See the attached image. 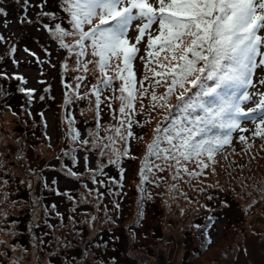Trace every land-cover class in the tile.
Here are the masks:
<instances>
[{"label":"rangeland","instance_id":"1","mask_svg":"<svg viewBox=\"0 0 264 264\" xmlns=\"http://www.w3.org/2000/svg\"><path fill=\"white\" fill-rule=\"evenodd\" d=\"M0 8L6 13L0 15V200L8 194L0 203V213H7L0 215V240L5 241L0 245V264L18 258L19 264H209L215 256L232 254L231 243L250 233L251 225L264 224V131L254 134L256 124L250 118L240 125L247 131H233L230 143L212 160L205 154L199 158L202 163L182 161L188 171L181 168L178 176L174 160L150 158L152 172L146 171L147 179L141 183L145 149L157 125L171 127L169 121L181 115L173 107L179 103L176 95L170 96L168 107L153 108L149 85L154 80H145L148 92L141 97L135 91L134 110L126 109L132 121L129 128L116 98L122 82H113L115 92L112 88L101 92L97 109L92 89L93 85L103 89L98 70L89 65L85 72L76 64L77 57L50 35L55 24L72 30L62 0H0ZM45 12L52 17L41 15ZM136 34L133 25L129 37ZM65 42L71 45L74 39L67 37ZM146 43L147 36L137 45L141 51L133 62L137 90L145 74L139 57L153 59L144 51ZM157 50L154 46L152 51ZM149 66L163 71L155 63ZM16 75L22 79L16 81ZM108 75L114 76L115 71ZM261 80L264 65L254 69V87L248 91L264 92ZM19 83L32 93H22ZM166 90L155 88L157 96ZM180 91L177 88L176 94ZM117 127L132 136L121 139L114 131ZM75 132L79 137L73 141ZM108 136L114 137V143ZM97 142L111 144L105 155L93 147ZM112 148L127 154L117 158ZM96 175L99 182L94 181ZM42 198L53 199L57 208L51 205L52 210H44ZM235 219L240 222L229 229ZM207 221L213 223L208 241L202 231Z\"/></svg>","mask_w":264,"mask_h":264},{"label":"snow or ice","instance_id":"2","mask_svg":"<svg viewBox=\"0 0 264 264\" xmlns=\"http://www.w3.org/2000/svg\"><path fill=\"white\" fill-rule=\"evenodd\" d=\"M62 5L70 16L72 30L55 24L50 35L59 41V47L77 57L76 64L85 72L90 70L89 65L95 66L93 71L98 70L103 89L99 85H93L92 89L97 109L104 89L117 91L113 88L115 80L122 82L118 89L120 95L116 98L120 101L119 112L125 119L128 116L126 109L134 110L137 98L134 92L140 91L141 97L148 92L144 88L145 80H154V84L149 85L153 108L168 107V99L176 95L179 103L173 107L181 115L169 121L171 127L157 125L154 138L145 149L141 183L147 179L146 171L152 172V157L165 162L174 160L178 176L181 168L188 171L182 161L196 159L197 163H202L199 158L205 154L212 160L214 153L230 143L233 131H247L240 127L242 120L250 118L256 124L257 132L254 134L264 131V92L248 91L254 87V69L264 65V35L261 34L264 32V0H62ZM0 15H6L2 8ZM41 15L52 17L46 12ZM94 20H98V24L93 25ZM85 25L91 27L85 31ZM133 25L137 34L130 38L129 31ZM153 25H156L155 29ZM145 36L147 43L144 51L147 57L153 59L139 57L144 61L145 74L137 90L132 65L141 51L137 45ZM67 37H72L74 43H66ZM154 46L158 47L155 52L152 51ZM160 53L165 54L161 57ZM89 55L92 59H80ZM257 57L261 58L259 63ZM153 63L163 71L149 66ZM64 67L67 68V64ZM112 70L115 75L109 76L108 72ZM148 73L152 74L151 78ZM15 79L21 80L22 77L16 76ZM77 79L82 80L83 77ZM260 83L264 84V80ZM157 86L166 87V92L157 96ZM177 88L181 90L179 94H176ZM189 91L192 95L186 97ZM69 102L66 94V103ZM247 103L254 106L246 109L244 106ZM169 115H172L171 110ZM125 119L119 121L121 126L125 124ZM127 124L131 128L132 121L127 119ZM213 128L219 129L221 134L207 135ZM114 131L121 139L132 136L131 131L123 134L121 127ZM78 137L79 133L75 132L72 140ZM239 139L243 141L245 137L240 136ZM107 140L114 143L112 136H108ZM81 143L88 145L89 141ZM164 144L167 147H162ZM93 147L100 148V155L103 156L104 149L110 148L111 144L97 142ZM111 150L117 158L127 154L119 153L115 148ZM110 162L116 163L115 160ZM156 168L163 170L161 165H156ZM3 183L7 184V181ZM7 199L8 194L4 193V200L0 203ZM15 203H12L13 207ZM0 215L6 216L7 213ZM8 234L15 235L14 232ZM2 244L5 241L0 240ZM15 247L12 246L13 251ZM12 264H19V258Z\"/></svg>","mask_w":264,"mask_h":264},{"label":"flooded vegetation","instance_id":"3","mask_svg":"<svg viewBox=\"0 0 264 264\" xmlns=\"http://www.w3.org/2000/svg\"><path fill=\"white\" fill-rule=\"evenodd\" d=\"M250 227V233L231 243L232 254L215 256L209 264H264V224Z\"/></svg>","mask_w":264,"mask_h":264},{"label":"trees","instance_id":"4","mask_svg":"<svg viewBox=\"0 0 264 264\" xmlns=\"http://www.w3.org/2000/svg\"><path fill=\"white\" fill-rule=\"evenodd\" d=\"M41 4V3H40ZM98 24V23H97ZM95 25V24H94ZM51 54V52L49 51V55ZM79 69V68H78ZM132 71L135 73V69H134V67H133V65H132ZM3 74H5V73H3ZM6 75V74H5ZM17 76V75H16ZM16 81H18V80H16ZM65 82V81H64ZM66 83H68L67 81H66ZM19 86H20V91L22 92V93H25L26 94V96H28L29 94H31L32 92L30 91H25V90H22L21 88L23 87V85L21 84V83H19ZM102 97H100V99H101ZM19 107H20V105H19ZM111 108H113V106L111 105ZM103 110H106V107L103 109ZM65 113H66V111H65ZM96 113V112H95ZM28 114H29V118H31V114L28 112ZM201 115H202V113H200ZM195 115V114H194ZM102 115H100V114H98V117L100 118ZM98 125H100V121L98 120ZM221 134V132H220V130L219 129H215V128H213V129H210L208 132H207V135H209V136H211V135H220ZM230 141H231V139H230ZM226 145H228V144H226ZM87 154V156L89 155V152H87L86 153ZM110 176H113L112 174H110ZM109 177V176H108ZM113 177H115V178H117V176H113ZM95 178L96 179H94V181H97V182H99V179H98V177H97V175L95 176ZM110 178V177H109ZM77 181V180H76ZM54 183L55 184H53V188L54 189H56L57 190V188H56V182L54 181ZM25 191H21V196L23 197V198H25V193H24ZM57 194V193H56ZM51 197V196H50ZM42 205H43V208H44V210H47V211H49V210H52V207H50L51 205L53 206L54 205V208L56 207L57 208V205L55 204V201L53 200V199H46V198H42ZM48 213V212H47ZM58 214H60V216L62 217L63 215H64V213H62V212H60L59 211V213ZM243 221V219L241 220V222ZM22 223H23V221H21ZM240 221H236V219H235V222H233V224L231 225V226H228L229 227V229H234L237 225H238V223H239ZM244 222V221H243ZM212 226H213V223H212V221H207V224L206 225H204V227H203V229H202V231H203V237L205 238V240L206 241H208L209 239H210V228H212ZM120 238H121V235H120ZM130 264H134L133 262H131Z\"/></svg>","mask_w":264,"mask_h":264},{"label":"water","instance_id":"5","mask_svg":"<svg viewBox=\"0 0 264 264\" xmlns=\"http://www.w3.org/2000/svg\"><path fill=\"white\" fill-rule=\"evenodd\" d=\"M17 132L22 133L23 132V128L22 127H18L17 128Z\"/></svg>","mask_w":264,"mask_h":264}]
</instances>
